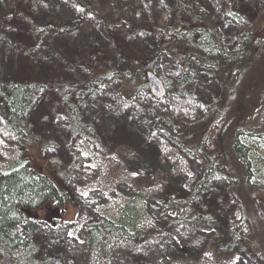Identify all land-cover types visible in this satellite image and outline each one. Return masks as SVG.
Segmentation results:
<instances>
[{
	"label": "rangeland",
	"instance_id": "obj_1",
	"mask_svg": "<svg viewBox=\"0 0 264 264\" xmlns=\"http://www.w3.org/2000/svg\"><path fill=\"white\" fill-rule=\"evenodd\" d=\"M35 1L42 20L65 23L78 18V30L69 44L60 45L53 36L45 35L34 40V56L43 70L59 71V83L68 90L66 94H77L80 123L90 131H75L70 111L43 105L34 117L37 133L44 142L53 145L39 155L36 147L21 144L6 126L8 112L2 105L0 168L22 158L47 171L49 165L56 168L53 158L58 157L61 166L56 170L65 172L63 181L72 200L65 206L66 213L61 219L64 225L52 229L46 220L47 213L43 218L47 223L40 224L34 239L55 258L63 255L71 264H86L90 250L82 223L97 220L105 212L117 215L136 193H148L155 201L175 185L184 192L192 190L199 178L196 160L166 130L151 128L147 117H167L174 133L180 134L185 126L201 118L205 106L221 92L222 80L211 69L195 66L192 85L185 86L177 54L163 52V46L150 31L151 26L169 27L176 22V0H89L93 6L86 9L80 8L77 0ZM193 1L216 18L229 51L237 48L235 38L239 30L224 21V8L246 16L251 21L250 30L264 38V0ZM14 7V0H0L1 86L10 83L18 68L15 44L18 28L14 21L8 20L15 12ZM119 19L133 23L135 34L127 47L158 59L159 71L155 73L165 82L168 90L165 97L158 98L151 92L146 78L150 71L148 64L132 65L119 57L113 43L100 31L101 21ZM84 47L103 53L106 65L122 75L121 80L105 85L97 95L88 93L86 73L92 69L83 56ZM247 77L245 90L249 95L243 92L237 103L229 106L222 126L214 130L217 151L230 131L251 125L249 105L255 81L261 82L256 96L258 99L264 96V72L255 71ZM242 180L238 177L232 184L225 177H215L204 186V199L220 205L219 221L179 224L148 218L135 233V251L114 250L111 257L114 264H264L255 255L252 244L236 238L230 240L231 234L225 232L226 222L240 217V208L244 206L251 241L262 240L264 218L251 216L255 212L251 208V189L242 187L239 184ZM233 190L238 196L231 195ZM141 207L152 215L151 202ZM259 208L263 210L264 205ZM39 215L42 217L44 211ZM0 264L9 263L0 258Z\"/></svg>",
	"mask_w": 264,
	"mask_h": 264
},
{
	"label": "trees",
	"instance_id": "obj_2",
	"mask_svg": "<svg viewBox=\"0 0 264 264\" xmlns=\"http://www.w3.org/2000/svg\"><path fill=\"white\" fill-rule=\"evenodd\" d=\"M77 3L84 9L93 6L89 0H77ZM14 6L15 12L8 20L14 21L20 30L17 29L15 36L18 68L7 86L0 85V106H5L8 112L5 124L19 142L26 147H36L37 154L41 155L53 145L44 142L37 133L34 117L43 105L70 111L73 129L90 131L80 123L77 94H66L68 90L59 83V71L43 70L34 56V40L45 35L53 36L60 45L69 44L78 30V18L73 17L65 23L42 20L37 14L35 0H14ZM175 15L177 20L169 27L150 28L163 46V52L177 54L185 86L192 85L194 68L199 66L209 68L221 77L222 90L210 105L205 106L201 118L185 126L180 134L174 133L173 124L165 116L147 119L151 128L166 130L196 160L199 178L190 192L175 185L155 201L148 193H136L129 197L117 215L105 212L97 220L82 223L90 250L86 264H114L111 257L118 248L134 252L135 233L143 228L148 218L179 224L219 221L220 205L207 202L203 196L204 186L215 177H225L232 184V180L242 177L239 184L251 189V208L255 209L251 216L264 218V209L259 208L264 205V96L261 99L256 96L259 80L252 87L251 125L230 131L221 150L214 148L217 144L214 130L222 126L229 106L233 107L243 92L249 95L245 90L247 76L255 71L264 72V38L250 30L251 21L246 16L235 9L224 8V21L239 30L235 38L237 48L229 51L216 18L195 1L176 0ZM131 25L132 22L121 19L101 21L99 29L113 43L119 57L132 65L148 64L150 70L158 73L157 58L144 52L137 53L130 45L127 47L135 34ZM82 53L92 69L86 73L90 95H97L105 85L122 79V75L106 65L103 53L85 47ZM25 161L21 158L0 168V258L9 264H71L63 255L55 258L34 239L40 224L47 223L43 219L47 213L46 220L52 229L64 225L61 219L66 213L65 206L72 200L63 181L65 172L56 170L61 166L58 157L53 158L56 168L49 165L47 171ZM231 195L238 196V193L233 190ZM150 202L152 215L141 207ZM40 211H44L42 217ZM239 213L240 217L226 222L225 232L231 234L230 240L236 238L252 244L256 248L255 255L264 261V233L259 242L251 241L244 206Z\"/></svg>",
	"mask_w": 264,
	"mask_h": 264
},
{
	"label": "water",
	"instance_id": "obj_3",
	"mask_svg": "<svg viewBox=\"0 0 264 264\" xmlns=\"http://www.w3.org/2000/svg\"><path fill=\"white\" fill-rule=\"evenodd\" d=\"M146 78L154 96L163 98L167 95L168 90L165 82L154 71H147Z\"/></svg>",
	"mask_w": 264,
	"mask_h": 264
}]
</instances>
